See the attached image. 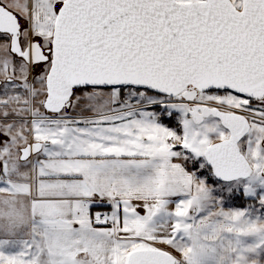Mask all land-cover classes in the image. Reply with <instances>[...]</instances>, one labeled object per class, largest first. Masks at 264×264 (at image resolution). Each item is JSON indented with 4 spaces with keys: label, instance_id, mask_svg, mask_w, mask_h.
Returning a JSON list of instances; mask_svg holds the SVG:
<instances>
[{
    "label": "snow or ice",
    "instance_id": "1",
    "mask_svg": "<svg viewBox=\"0 0 264 264\" xmlns=\"http://www.w3.org/2000/svg\"><path fill=\"white\" fill-rule=\"evenodd\" d=\"M0 264H264V0H0Z\"/></svg>",
    "mask_w": 264,
    "mask_h": 264
}]
</instances>
